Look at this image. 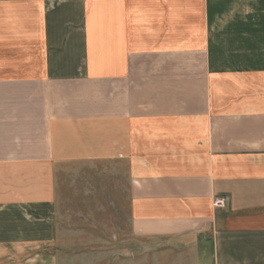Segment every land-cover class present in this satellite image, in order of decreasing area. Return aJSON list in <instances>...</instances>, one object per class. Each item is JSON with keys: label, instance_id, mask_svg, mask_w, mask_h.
I'll return each instance as SVG.
<instances>
[{"label": "crops", "instance_id": "1", "mask_svg": "<svg viewBox=\"0 0 264 264\" xmlns=\"http://www.w3.org/2000/svg\"><path fill=\"white\" fill-rule=\"evenodd\" d=\"M62 196L111 264H264V0H0V243Z\"/></svg>", "mask_w": 264, "mask_h": 264}, {"label": "rangeland", "instance_id": "2", "mask_svg": "<svg viewBox=\"0 0 264 264\" xmlns=\"http://www.w3.org/2000/svg\"><path fill=\"white\" fill-rule=\"evenodd\" d=\"M64 199L62 196L57 204L60 233L56 242L38 241L31 234L14 235L10 237L11 242L0 243V264H104L108 259L109 264L112 263L111 252L97 250V231L88 228L89 221H83L82 225L80 219L70 220L65 216L70 213V207L66 206ZM16 210L17 204L7 206L0 203V242L5 239L1 235V227L4 224L16 226ZM3 215L7 216L5 220L2 219ZM24 224H31V220H26Z\"/></svg>", "mask_w": 264, "mask_h": 264}, {"label": "built area", "instance_id": "3", "mask_svg": "<svg viewBox=\"0 0 264 264\" xmlns=\"http://www.w3.org/2000/svg\"><path fill=\"white\" fill-rule=\"evenodd\" d=\"M211 205L213 208H225L228 205V197L215 195L211 199Z\"/></svg>", "mask_w": 264, "mask_h": 264}]
</instances>
